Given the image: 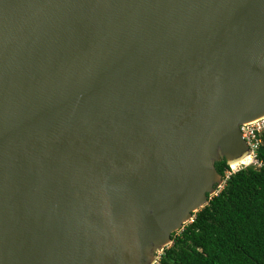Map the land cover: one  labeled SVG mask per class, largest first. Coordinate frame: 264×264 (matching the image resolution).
Masks as SVG:
<instances>
[{"label":"water","instance_id":"obj_1","mask_svg":"<svg viewBox=\"0 0 264 264\" xmlns=\"http://www.w3.org/2000/svg\"><path fill=\"white\" fill-rule=\"evenodd\" d=\"M264 116V0H0V264H154Z\"/></svg>","mask_w":264,"mask_h":264},{"label":"trees","instance_id":"obj_2","mask_svg":"<svg viewBox=\"0 0 264 264\" xmlns=\"http://www.w3.org/2000/svg\"><path fill=\"white\" fill-rule=\"evenodd\" d=\"M256 159L227 176L226 160L214 162L223 185L172 233L154 264H264V131Z\"/></svg>","mask_w":264,"mask_h":264},{"label":"built area","instance_id":"obj_3","mask_svg":"<svg viewBox=\"0 0 264 264\" xmlns=\"http://www.w3.org/2000/svg\"><path fill=\"white\" fill-rule=\"evenodd\" d=\"M240 131L249 148V153L242 161L237 164L229 165L226 176L247 164H258L256 152L260 144V135L264 131V116L240 125Z\"/></svg>","mask_w":264,"mask_h":264},{"label":"flooded vegetation","instance_id":"obj_4","mask_svg":"<svg viewBox=\"0 0 264 264\" xmlns=\"http://www.w3.org/2000/svg\"><path fill=\"white\" fill-rule=\"evenodd\" d=\"M221 179H222V184L219 187H217V189L220 188L224 183V178L222 176H221Z\"/></svg>","mask_w":264,"mask_h":264},{"label":"clouds","instance_id":"obj_5","mask_svg":"<svg viewBox=\"0 0 264 264\" xmlns=\"http://www.w3.org/2000/svg\"><path fill=\"white\" fill-rule=\"evenodd\" d=\"M247 165H249V164H247ZM218 189H219V188H218ZM218 189H217V190H218ZM157 256H158V254H157ZM155 262H156V261H155Z\"/></svg>","mask_w":264,"mask_h":264}]
</instances>
